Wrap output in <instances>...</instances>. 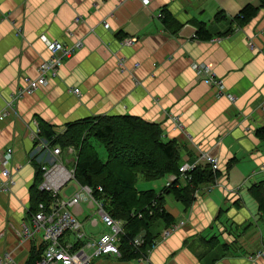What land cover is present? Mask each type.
I'll return each mask as SVG.
<instances>
[{"label": "crops", "instance_id": "1", "mask_svg": "<svg viewBox=\"0 0 264 264\" xmlns=\"http://www.w3.org/2000/svg\"><path fill=\"white\" fill-rule=\"evenodd\" d=\"M244 9L252 18L232 31L229 20ZM199 26L212 38L198 39ZM124 38L133 44L124 45ZM54 41L80 47L45 86L15 99L25 79L38 77ZM192 64L210 69L221 95L196 78ZM5 111L0 185L7 148L12 182L0 191V253H9L16 264H27L39 245L17 233L27 220L36 173L53 160L41 138L36 143L38 129L62 134L68 124L122 115L160 124L165 138L177 141L183 164L204 165L198 160L203 153L221 168L229 160L233 165L219 180L221 187H202L187 209L165 197L176 229L148 258L103 255L92 264H264V213L250 191L264 182V141L254 137L264 127V0H0V112ZM40 152L37 162L29 160ZM87 208H71L82 229L79 218H87ZM83 232L84 241L106 233ZM256 251L261 255L254 258Z\"/></svg>", "mask_w": 264, "mask_h": 264}, {"label": "trees", "instance_id": "2", "mask_svg": "<svg viewBox=\"0 0 264 264\" xmlns=\"http://www.w3.org/2000/svg\"><path fill=\"white\" fill-rule=\"evenodd\" d=\"M252 16V12L244 9L229 20L228 24H234L235 29L231 30L236 31ZM226 32L221 35L231 33ZM196 35L202 40L212 38H206L204 26H199ZM38 131V139L44 140L49 147H58L64 151L74 147L77 151L75 181L79 185L90 187L93 195L101 201L104 212L113 220L123 223V233L119 236L121 260L147 258L162 239L160 233L175 225L174 218L164 207L165 197L173 198L187 209L196 201L197 190L215 184L233 165V160H229L222 168L213 171L208 164H196L190 171L180 173L179 169L184 164L177 141L165 138L160 124L146 122L138 117L98 116L68 124L62 134H57L50 127H42ZM254 137L264 141V127L256 129ZM96 142L104 149L105 160L96 152ZM40 154L41 152L37 156L31 155L30 161L37 162ZM190 164H195V161ZM169 176H175L176 181L169 187L164 186L159 192L136 189L139 177L150 182ZM182 176L186 177L184 184L180 183ZM40 182L41 171L38 170L30 189L28 211L31 213L37 211L39 205H46L51 198L49 194L37 189ZM97 187H101L102 191L98 192ZM252 189L251 195L255 198L259 211L264 213V182ZM158 224L163 227L156 231L155 226ZM138 236H141L142 243L135 246L134 239ZM43 250L42 245L33 247L27 264L38 261ZM257 252L259 251L255 253Z\"/></svg>", "mask_w": 264, "mask_h": 264}, {"label": "built area", "instance_id": "3", "mask_svg": "<svg viewBox=\"0 0 264 264\" xmlns=\"http://www.w3.org/2000/svg\"><path fill=\"white\" fill-rule=\"evenodd\" d=\"M144 4L148 0H142ZM159 16H161L159 14ZM134 40L128 39L124 41V45L133 44ZM80 44L71 47L63 46L59 42H50L48 49L50 58L40 64L38 68V77L35 80L25 79V85L18 90L15 99L22 98L26 95H31L38 86H45L49 78H54L57 75L58 68L61 66L64 59L69 58ZM196 78L206 86L217 89L218 95L222 94L223 87L219 79L215 78L210 72V69L203 64H192ZM74 94H78V90H73ZM7 115V112H0V121ZM179 128L177 119H172ZM39 131L36 132L38 141ZM42 144V149L52 157V161L40 167L41 182L37 185L40 192L49 194L50 201L44 205L38 206L37 211L31 213L28 211L26 222L21 225L20 231L17 233L20 240H26L42 245L44 247L41 258L34 264H92L95 260L103 255H110L120 258L119 253V236L123 233L120 221L113 220L104 212L103 205L94 195L93 191L88 186L79 185L74 178V168L76 166L77 151L74 147L68 148L66 151L58 147H49L44 140L39 142ZM12 155V149L7 148L1 154V177L4 181L0 185V191L7 192L10 188L11 178L10 172L7 169L9 164L8 158ZM30 160V157H29ZM204 164L211 166L213 171L219 169V162L208 154L201 153L198 158ZM197 163L187 165L184 164L180 169V173L190 171ZM70 166L69 168L66 166ZM186 177L182 176L180 183L184 184ZM166 187H169L174 181L175 176L167 177ZM71 184L72 192L67 194L65 190ZM221 187L219 179L212 186H206V189ZM98 192L102 191L101 187H97ZM199 191L195 192V198H199ZM87 203L89 208H96V212L100 216L102 223L109 232L102 233L96 239L84 241L85 234L82 225L78 222L75 214L71 212V208L79 207L81 204ZM89 219V213L87 216ZM91 225L98 224L97 220H90ZM182 226V224H180ZM176 226L173 225L168 229H164L160 235L161 238H166L170 233L175 231ZM74 236V243L65 241L67 236ZM142 243L141 236L134 239V245L139 246ZM77 247H74V246ZM150 254V253H149ZM261 255L257 252L254 258ZM148 258V257H147ZM146 259V258H144ZM0 264H16L9 253H0Z\"/></svg>", "mask_w": 264, "mask_h": 264}, {"label": "rangeland", "instance_id": "4", "mask_svg": "<svg viewBox=\"0 0 264 264\" xmlns=\"http://www.w3.org/2000/svg\"><path fill=\"white\" fill-rule=\"evenodd\" d=\"M162 12V11H161ZM159 14L161 16H159ZM158 18L162 17V14L161 13H158L157 14ZM104 27L107 29L108 28V25L105 24ZM125 40H128L126 38H124L121 42L124 43ZM132 40V39H131ZM182 130V129H181ZM94 146H95V149L96 151L99 153V155L103 158L105 156L104 154V149L102 148V146L99 144V143H94ZM188 165V164H187ZM189 165H191L189 163ZM68 168L70 166L66 165ZM219 168L220 167V164H219ZM165 178H162V179H159V180H155V181H150V182H147V181H144L142 180L140 177L138 179V183L136 185V189L138 191H148V190H153L155 192H158V191H161L162 188L164 187L165 185ZM202 188V187H201ZM201 188L197 191L198 192V195L200 196L201 195ZM97 189V188H96ZM72 188H71V184L68 185V188L65 190V192L67 194H70L72 192ZM197 199V198H196ZM195 199V200H196ZM84 207L87 208V205L86 204H83ZM87 212H86V215L88 216V213H89V219L85 218V215L81 216L79 218L80 221L83 222L84 224V230H88L90 233H92L93 235H96L97 233H100V232H109V230L107 228H104L103 225L100 223V216L98 215V213L96 212V208H90V209H86ZM90 220H97L98 222V227L97 228H94L90 225ZM65 241H70L71 243H74V236H67V238L65 239ZM38 247V246H37ZM36 247V248H37Z\"/></svg>", "mask_w": 264, "mask_h": 264}]
</instances>
